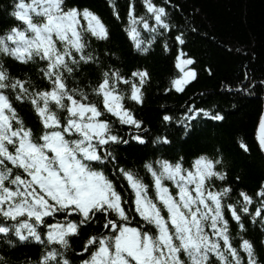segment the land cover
<instances>
[{"label":"snow or ice","instance_id":"6c2138e0","mask_svg":"<svg viewBox=\"0 0 264 264\" xmlns=\"http://www.w3.org/2000/svg\"><path fill=\"white\" fill-rule=\"evenodd\" d=\"M143 3L148 18L135 15L130 5L126 30L134 47L146 52L156 35L170 32L172 25L166 7L153 0ZM11 7L8 15L16 23L0 33V57L39 63V73L50 87L38 89L30 80L11 76L0 63V238L8 244L34 241L41 246L34 264H73L67 256L71 239L79 235L81 226L102 221L106 234L86 239L81 248L85 258L79 264H259L250 240L242 238L238 247L233 246L224 212L230 211L242 231V214L264 230V183L255 194L253 211L254 197L244 191L236 203H224L232 188H217L214 183L227 175L222 154L202 153L188 168L183 157L175 162H145L155 198L149 196V185L137 172L115 164L113 172L132 191L125 200L105 169L116 161L110 147L127 143L116 124L137 130L142 125L125 107L121 84L130 86L128 99L142 103L147 70L125 77L115 67L103 68L98 83L81 87L76 72L82 66L102 67L99 56L90 50L92 38H109L100 17L88 8L66 7L65 0H13ZM175 40L184 43L182 34ZM193 63L192 58L177 57L182 75L171 81L177 91L195 79V69L185 67ZM253 83L238 90L247 91ZM90 93L96 99H90ZM13 100L31 104L41 125L38 131L26 126ZM198 114L224 119L220 112L190 108L184 113L186 132ZM163 120L172 117L164 115ZM256 136L264 150V115ZM131 139L144 143L139 133ZM159 139L168 143L166 136ZM242 147L247 150L246 145ZM165 181L174 184L175 190ZM133 213L140 217L137 226L130 223ZM53 217L56 222L49 223ZM0 264L7 262L0 260Z\"/></svg>","mask_w":264,"mask_h":264},{"label":"trees","instance_id":"16d2710c","mask_svg":"<svg viewBox=\"0 0 264 264\" xmlns=\"http://www.w3.org/2000/svg\"><path fill=\"white\" fill-rule=\"evenodd\" d=\"M153 2L166 7L172 29L162 35L158 33L148 51L143 52L134 47L126 30L130 5L135 15L148 18L143 0H65L66 7L88 8L97 14L109 33L107 40L91 39L90 50L99 56L102 67L96 64L82 66L76 72L79 86L98 83L103 68L115 67L125 77H131L134 71L139 70H147L148 73L141 88L142 103L128 99L130 86L121 84V89L126 92L125 107L142 121V125L137 130L116 124L119 135L127 143L110 147L116 161L108 164L106 174L114 179L118 190L127 200L132 191L127 187V182L113 172V167L119 164L132 169L149 185V196L155 198L151 174L144 168L145 162L157 159L175 162L183 157L184 167L188 168L194 157L202 153L222 154L227 175L224 181L217 180L214 183L217 188L231 186L230 198L224 203H236L239 192L244 191L254 197V203L250 205L254 211L255 194L264 183V154L255 140V129L264 108V85L260 83L264 81V0ZM12 3L13 0H0V33L16 23L8 15ZM114 13H118V17ZM81 24L87 26L83 19ZM141 31L142 36L147 38L148 34ZM179 34H182L183 44L175 40ZM178 56L192 58L194 63L186 67L196 72L195 79L184 85L183 91H177L171 85L173 79L182 75L175 67ZM0 63L13 77L30 80L38 89L50 87L39 73V63H22L11 57H0ZM135 79L138 81L139 77ZM250 82L254 83L247 91L238 90L241 85L247 86ZM68 83L69 87L74 86L71 78ZM87 90L90 92V88ZM90 99L96 97L90 93ZM13 103L26 126L34 132L38 131L41 125L31 104L15 100ZM193 107L220 112L224 119L216 121L198 114L189 122L192 127L186 132L184 113ZM164 115L171 116L172 120L164 121ZM137 133L144 136L143 144L131 139ZM165 136L168 143L159 139ZM242 145H246L247 150ZM165 183L169 184L170 190H175L174 184L169 181ZM224 215L229 221L233 246L238 247L242 238L250 240L259 264H264V245L261 244L264 230L260 224L252 223L248 215L242 214L245 225L242 231L236 221L231 219L229 210L225 209ZM133 216L135 219L130 223L137 226L140 217L135 213ZM48 222L55 223L56 218ZM106 232L102 228V221L81 226L79 235L71 239L68 258L73 264H79L80 259L85 258L81 248L86 239ZM12 239L15 240V237ZM41 252V246L34 241L8 244L0 238V260L7 264H28L29 261L34 264ZM241 254L246 256L243 252Z\"/></svg>","mask_w":264,"mask_h":264},{"label":"bare ground","instance_id":"6f19581e","mask_svg":"<svg viewBox=\"0 0 264 264\" xmlns=\"http://www.w3.org/2000/svg\"><path fill=\"white\" fill-rule=\"evenodd\" d=\"M180 59H185V58H183L182 56H180ZM176 63H177V61H176ZM175 67H176V64H175ZM185 67H186V66H185ZM176 69H177V70H180V69H178L177 67H176ZM263 111H264V108H263ZM262 113H263V112H261L260 117H261ZM259 120H260V119H259ZM258 125H259V122H258ZM258 125L256 126V129H255V140H256V142H257V144H258V146H259V143H258V141H257V139H256V131H257ZM262 152H263V151H262ZM263 154H264V153H263ZM126 185H127V184H126Z\"/></svg>","mask_w":264,"mask_h":264},{"label":"rangeland","instance_id":"374dc122","mask_svg":"<svg viewBox=\"0 0 264 264\" xmlns=\"http://www.w3.org/2000/svg\"><path fill=\"white\" fill-rule=\"evenodd\" d=\"M262 115H264V111H263V113H262ZM259 126V125H258ZM258 129V128H257ZM256 133H257V131H256ZM256 139H257V136H256ZM258 141V140H257ZM263 151V153H264V150H262Z\"/></svg>","mask_w":264,"mask_h":264}]
</instances>
